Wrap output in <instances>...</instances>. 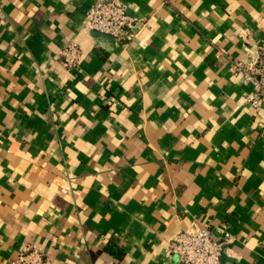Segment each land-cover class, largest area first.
<instances>
[{
	"label": "crops",
	"instance_id": "0c3cea01",
	"mask_svg": "<svg viewBox=\"0 0 264 264\" xmlns=\"http://www.w3.org/2000/svg\"><path fill=\"white\" fill-rule=\"evenodd\" d=\"M116 1L129 42L86 28L95 0H0V264H177L204 226L219 264H264V115L230 72L264 52V0Z\"/></svg>",
	"mask_w": 264,
	"mask_h": 264
},
{
	"label": "built area",
	"instance_id": "2783aa9c",
	"mask_svg": "<svg viewBox=\"0 0 264 264\" xmlns=\"http://www.w3.org/2000/svg\"><path fill=\"white\" fill-rule=\"evenodd\" d=\"M139 22L126 13V8L116 0H95L85 18L87 29L118 42L135 38ZM61 66L67 72H77L80 67V50L74 44L66 45L58 53ZM230 72L241 77L242 87L251 90L249 103L255 115H264V52L255 61L230 62ZM264 119V117H262ZM116 237V236H114ZM224 243L215 242L207 226L190 233L176 235L167 246L177 264H219ZM11 264H49L45 254L33 246H25Z\"/></svg>",
	"mask_w": 264,
	"mask_h": 264
},
{
	"label": "water",
	"instance_id": "95a60500",
	"mask_svg": "<svg viewBox=\"0 0 264 264\" xmlns=\"http://www.w3.org/2000/svg\"><path fill=\"white\" fill-rule=\"evenodd\" d=\"M98 37H103V38H109V39H112L111 37H108V36H104L102 34H99V33H96ZM114 40V39H113Z\"/></svg>",
	"mask_w": 264,
	"mask_h": 264
}]
</instances>
